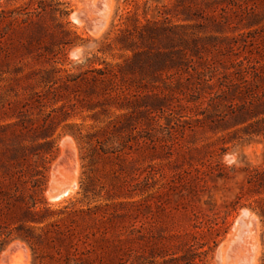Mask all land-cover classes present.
I'll use <instances>...</instances> for the list:
<instances>
[{"label": "rangeland", "instance_id": "1", "mask_svg": "<svg viewBox=\"0 0 264 264\" xmlns=\"http://www.w3.org/2000/svg\"><path fill=\"white\" fill-rule=\"evenodd\" d=\"M88 1L0 0V127L39 123L53 110L60 118L43 197L56 210L78 201L104 215L106 233L87 240L96 262L123 239L127 264H217L246 210L258 224L249 225L258 233L256 264H264V0H113L102 32L82 9ZM121 31L133 50L113 41ZM135 52L159 58L154 74L133 62ZM117 63L128 64L123 109L82 81ZM42 94L50 102L33 107ZM68 141L79 186L58 203L49 188L68 182L71 170L52 169L60 159L73 169ZM88 176L96 194L85 197ZM13 194L0 195V225L10 233L0 264L15 242L27 248L11 262L34 264L19 236L34 225L20 230ZM252 232L242 242L253 255Z\"/></svg>", "mask_w": 264, "mask_h": 264}, {"label": "trees", "instance_id": "2", "mask_svg": "<svg viewBox=\"0 0 264 264\" xmlns=\"http://www.w3.org/2000/svg\"><path fill=\"white\" fill-rule=\"evenodd\" d=\"M22 20L27 21V19ZM113 41H119L122 50H133L125 31H121ZM111 44L112 41H109L108 45ZM158 59L157 56L148 52H135L133 56V62L136 61L135 63L143 71L150 74L155 73ZM127 67L128 64L126 66V64L117 63L111 69L108 67L95 69L97 74L94 75V79H82V81L99 88L98 94L109 95L110 98L108 99L121 104L117 107L123 109L122 103L123 100L127 99V93L121 87L120 80L123 79ZM63 80L67 83L73 79ZM50 100L51 97L42 94L38 95L31 104L33 107L46 106ZM55 112L53 110L48 113L39 123L32 121L29 126L25 123L15 122L0 127L6 131L1 137L6 149L3 150L0 158V169L5 171L4 178H7L0 187V195L7 199L14 192L16 201L13 211H15L18 222L23 223L20 230H23L24 224L34 225L33 228H28L26 233H21L19 236L30 245L34 253V264H127V260L120 253L121 245L125 243L123 239H119L116 244H113V252H111L110 258L96 262L91 257L93 251L90 247L91 244L87 241L88 238L90 235L96 236L99 233H106V228L103 229L102 225L104 215L98 209L80 208L78 201H76L56 210L43 197L47 180L46 173L49 169L48 164L54 155V148L57 143L54 126L60 118ZM19 125L23 128L12 130L8 134L11 127ZM24 140L38 143L32 147H27L22 145ZM28 150L31 151L30 154L27 153ZM38 157H40V162ZM94 181L95 178L92 176H88L82 181L85 197L91 193L96 194L93 187ZM8 208L10 209V205ZM9 236L10 233L3 231L2 225H0V250L8 243L7 238ZM165 256L162 255V258ZM168 263V260L164 259L159 264Z\"/></svg>", "mask_w": 264, "mask_h": 264}, {"label": "bare ground", "instance_id": "3", "mask_svg": "<svg viewBox=\"0 0 264 264\" xmlns=\"http://www.w3.org/2000/svg\"><path fill=\"white\" fill-rule=\"evenodd\" d=\"M79 4L80 3L78 2V6H79ZM80 7H79V9H80ZM113 7H114L113 6V0H96V1L91 0V1L86 2V8H82V7L81 8L88 11L90 16L95 20L92 23V28L95 31H101L102 26H104L108 23V21L111 17V14H112ZM106 27H107V25H106ZM103 31H104V29H103ZM65 144L70 145L69 150H70V152L74 153L73 158H75L76 161H74V167H73L72 171L69 173V176H70L69 181L66 182L65 184H63V186H67L69 188L68 192L64 193L62 195H54V194L50 195L51 200L57 201V202L58 201L60 202V200L64 199L65 197L67 198V196H69L72 192H74L77 189V187L79 186L78 185V176H77L79 173L78 172V170H79V165H78L79 162L78 161L79 160L77 159L78 156L76 154V150L73 147L71 141L65 142ZM61 161H62V159H60L58 162H56L55 168L57 167V169H58L60 167V166H58V163ZM55 185L56 186H54V187H58L57 185H62V184H55ZM247 222H249V223L247 224ZM249 225L251 227L252 226L256 227L258 224H257L256 217L253 214H251L249 211L245 210L242 212L239 223L235 226L234 231L231 232V234L229 235L227 240L221 245L220 250H219L220 255L218 257V260L216 261L217 264H256V262L258 261L257 255H259V253H258V251H259L258 243L259 242H258V237H257L258 233L256 234L255 232H252L253 230H251L249 228L250 227ZM257 229H258V226H257ZM246 230H248L249 234H251V232L254 233V240L251 242V243L254 242V245H255V252L253 255L247 253L248 252L247 250H249V249L248 248L246 249V246H245L246 245V239L242 242V238L244 236H248V233H246ZM232 237H233V239H231ZM256 239H257V244H256ZM241 242L243 244V247L241 245ZM225 244L228 245V248L223 246ZM24 247L27 248L26 245L23 244L22 242L13 243L7 249V251H5L2 254L3 259L1 261V263L2 264H13L11 262L12 253H15L16 251H23ZM229 247H231V248L229 249Z\"/></svg>", "mask_w": 264, "mask_h": 264}, {"label": "water", "instance_id": "4", "mask_svg": "<svg viewBox=\"0 0 264 264\" xmlns=\"http://www.w3.org/2000/svg\"><path fill=\"white\" fill-rule=\"evenodd\" d=\"M78 16L79 17H81L82 15L79 13L78 14ZM69 152V151H68ZM74 155V153H72L71 152V156H73ZM59 159V158H58ZM58 166H60L61 168H62V173H64V171H72V169H70V167L69 166H67L66 164H64V162H59L58 163ZM52 171H55L56 172V174H60V172L57 170V167H56V169H54V166H53V169H52ZM58 187H50L49 188V191L52 193V194H54V195H62V194H64V193H67L68 192V190H69V188L67 187V186H63V185H57ZM242 223V222H241ZM226 239H227V237H226ZM225 239V240H226ZM231 239H233V237L231 238ZM225 240L219 245V247H218V250H217V255H216V261L218 260V257H219V255H220V247H221V245L225 242ZM224 247H226V248H228V245L227 244H225V245H223ZM231 247H229V249H230ZM228 249V250H229Z\"/></svg>", "mask_w": 264, "mask_h": 264}]
</instances>
